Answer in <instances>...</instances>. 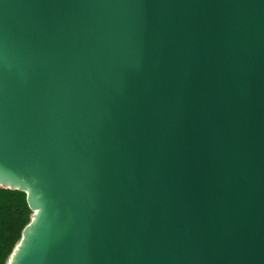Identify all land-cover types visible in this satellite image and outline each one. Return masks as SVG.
Wrapping results in <instances>:
<instances>
[{"label": "water", "instance_id": "water-1", "mask_svg": "<svg viewBox=\"0 0 264 264\" xmlns=\"http://www.w3.org/2000/svg\"><path fill=\"white\" fill-rule=\"evenodd\" d=\"M7 264H264V0H0Z\"/></svg>", "mask_w": 264, "mask_h": 264}, {"label": "trees", "instance_id": "trees-1", "mask_svg": "<svg viewBox=\"0 0 264 264\" xmlns=\"http://www.w3.org/2000/svg\"><path fill=\"white\" fill-rule=\"evenodd\" d=\"M31 214L24 192L0 187V264H7Z\"/></svg>", "mask_w": 264, "mask_h": 264}]
</instances>
